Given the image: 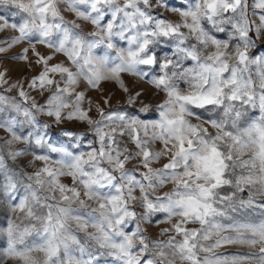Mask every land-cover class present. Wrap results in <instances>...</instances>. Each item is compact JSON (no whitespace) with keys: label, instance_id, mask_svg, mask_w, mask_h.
Segmentation results:
<instances>
[{"label":"snow or ice","instance_id":"6c2138e0","mask_svg":"<svg viewBox=\"0 0 264 264\" xmlns=\"http://www.w3.org/2000/svg\"><path fill=\"white\" fill-rule=\"evenodd\" d=\"M9 31L0 53L26 43L10 59L41 70L27 90L0 72V206L14 214L0 264H264V0H0ZM124 75L164 98L139 101ZM109 81L155 116L96 103L93 119L87 91ZM65 121L93 139L64 129L68 143H53ZM226 244L260 247L217 255Z\"/></svg>","mask_w":264,"mask_h":264},{"label":"rangeland","instance_id":"374dc122","mask_svg":"<svg viewBox=\"0 0 264 264\" xmlns=\"http://www.w3.org/2000/svg\"><path fill=\"white\" fill-rule=\"evenodd\" d=\"M173 3H177L178 0H171ZM3 14L7 15L6 12ZM171 19H175V16H172L171 14H168ZM68 19H73L71 15H67ZM15 33L5 32L0 33V39L6 38L8 35H14ZM28 45L26 43H21L20 45L14 46L12 49H10L7 53H0V72H6V79H8L9 83H15L17 81H21L24 83V87L27 90V83L32 79L33 76L37 75L38 72L41 70V66L33 65L31 68L28 67L27 63L24 61H16L13 59H10L13 55L20 53L24 47H27ZM37 49L44 54H51L50 49H46L44 46L37 45ZM31 56V53H29ZM33 60H35V57H32ZM65 57L63 55L57 54L52 61V63H57L64 61ZM123 79L125 80V83L129 86V88L132 89V92H142L143 95L139 97V101H142L144 103H149L152 105H155L162 101L163 93H156V90L152 88L151 85L147 84L143 81H137L136 78L124 75ZM6 87V86H5ZM9 96H16V89H13L11 92L6 93ZM31 94L37 99L38 102L43 103V98L38 94L37 91H32ZM128 93L124 92L117 83L113 81L109 82H103L99 89L95 90H89L87 91V97L90 98L93 102V109L89 113L90 116L93 119H99V114L95 110V104L100 103L101 106L105 109V111H112V110H120V111H126L129 114L133 115H140L142 118H152L155 116L154 112H151L149 114H144L139 112V109L141 108V103L137 102L134 105L128 104ZM106 97H111L109 104L105 105L103 104V99ZM85 107L87 106V99L85 101ZM14 114V113H13ZM253 116L258 115V112L252 113ZM39 119L42 122H48L52 123L51 118L47 117L46 115L40 116ZM67 129L74 132H80L85 133L87 136V139L91 140L93 139V133L89 130V126L84 122H78V121H65L61 124H52V127L49 129V136L51 137V140L53 143L58 144H67L69 138L62 135V130ZM8 138V134L3 130L0 129V144H3V140ZM125 140L127 137L124 138ZM23 144H16L14 147L20 148L23 147ZM129 147H132V145H129ZM155 147L159 148L160 145L157 144ZM32 157L29 155L28 157L21 158V163L26 164L28 160H30ZM164 162V161H162ZM161 162V163H162ZM42 166V162L37 161L35 164V167ZM156 166H160L157 164ZM131 167V165H129ZM28 171H33L32 167H29L27 169ZM64 181L67 183H70V180L67 178H64ZM171 187H173L171 184L167 185L164 190H168ZM246 195V194H245ZM14 214H9L7 212L6 206H0V226H4L7 216ZM157 219H162V214H160ZM248 219L253 220L255 222H259L260 215L259 212H254L251 216L248 217ZM189 227H199L198 225H188ZM169 227L167 223H154L148 228V234L153 239H163L167 240L168 236H160V231L163 228ZM226 235L229 233H225ZM177 239H180V237H177ZM213 240L207 241V244H210L214 242ZM260 245H257L254 248L248 247L247 245H239V244H226L222 245L220 248L216 249L217 255H225L230 256L233 254H240V253H258L259 252ZM204 254L201 253V256ZM9 264H15L13 261H9ZM177 264H181L179 260H177ZM249 264H258V261H251Z\"/></svg>","mask_w":264,"mask_h":264}]
</instances>
